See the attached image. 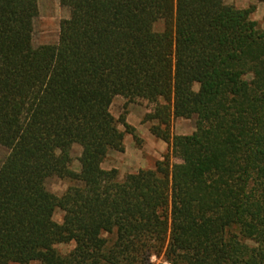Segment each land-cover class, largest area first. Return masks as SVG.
Instances as JSON below:
<instances>
[{
    "label": "trees",
    "instance_id": "obj_1",
    "mask_svg": "<svg viewBox=\"0 0 264 264\" xmlns=\"http://www.w3.org/2000/svg\"><path fill=\"white\" fill-rule=\"evenodd\" d=\"M56 1L70 18L57 45L35 47L39 0H0V264H264L256 7ZM130 105L147 109L144 123H157L150 133L172 155L121 180L103 164L125 153L127 136L138 145ZM194 118L193 135H172L174 121ZM51 179L75 185L58 197Z\"/></svg>",
    "mask_w": 264,
    "mask_h": 264
},
{
    "label": "rangeland",
    "instance_id": "obj_2",
    "mask_svg": "<svg viewBox=\"0 0 264 264\" xmlns=\"http://www.w3.org/2000/svg\"><path fill=\"white\" fill-rule=\"evenodd\" d=\"M225 1L227 5L234 6L237 9H241V10L249 9L251 7H256V12L252 15V19L256 21L262 29H264V3H261L258 0H225ZM38 6H39V17L35 22L34 45L35 47L44 46V45H57L59 42V37H60L61 23L70 18V11L68 8L61 6V4L56 0H39ZM157 30L163 31L164 25L160 23L157 26ZM125 105H126V101L123 100L122 98H117L114 101L113 106L111 108V112L117 119L125 114V111H126ZM131 106L132 105H130L127 108V115H126L127 118L130 115ZM142 108L144 107L134 106L133 110L135 111L133 112V117L131 118L132 122L134 123L136 122V119L138 118L139 114L141 115V113L143 112ZM196 121H197V118H194L191 120V126H193L194 132L196 131ZM143 125L146 126L150 130V128L153 125H157V123L156 122L144 123V120H143ZM176 125H177V120L172 123V126H171L172 135H175L174 128H176ZM121 129L124 130L123 128ZM189 131L187 133H189ZM137 136L139 138V142H138V145L135 143L136 148L142 152L141 156H143L144 160L148 162L151 167L150 169H147V170L155 169L156 163L159 161H163V158L159 160L158 155H156L154 151H150L148 150V148H146V145H147L146 139L140 136L139 134H137ZM129 137H132V136H129ZM130 143H131L130 140L127 139L126 144L129 146ZM81 154H82V149L79 146H75L74 152H73L75 163L73 165V169L76 172H80V164L77 160L81 157ZM168 154L172 155V151L170 149L168 150V152L163 154L162 157ZM110 161L111 159L109 158L107 160V165L113 166L112 163L110 164ZM171 162L172 164L175 163L173 158ZM123 174L120 173V175H123ZM120 179L122 180L123 177L120 176ZM74 185L75 184L71 183L68 180H60V179H51L47 182L48 190L52 194L58 197L63 196V194L71 186H74ZM63 218H64V214L61 211H57L54 217L55 221L58 224H62ZM74 248H75L74 244L62 245L58 247V250L61 253L66 255V254H69L71 251H73ZM152 263L153 264H168L165 261L164 256H161L159 258L153 257Z\"/></svg>",
    "mask_w": 264,
    "mask_h": 264
},
{
    "label": "crops",
    "instance_id": "obj_3",
    "mask_svg": "<svg viewBox=\"0 0 264 264\" xmlns=\"http://www.w3.org/2000/svg\"><path fill=\"white\" fill-rule=\"evenodd\" d=\"M134 106L132 105L130 110V115L127 118V122L130 126L135 128L136 134H139L143 138L146 139L147 145L146 148L150 151H154L156 155H158V159L160 160L163 154L168 152L169 146L165 142L161 140H157L151 133L150 130L143 125V120L145 116L147 115L148 111L144 108L141 115L139 114L138 118L136 119V122H132L131 118L133 117V110ZM190 130V131H189ZM189 131V133H187ZM194 133L193 126H191V120H183L179 119L177 120L176 128H174V134L176 136L180 137H187L191 136ZM130 140V145L128 146L126 144V140ZM125 140V147L126 151L125 153H118V152H111L109 155V158L111 159L110 164L112 163L113 166L107 165V161L103 164V169L105 170H112L116 169L120 173H124L122 176L125 177L126 174H133L137 173L141 170H147L150 169V165L148 162H146L143 158L142 152L136 148L135 141L132 137H126ZM108 158V159H109Z\"/></svg>",
    "mask_w": 264,
    "mask_h": 264
}]
</instances>
